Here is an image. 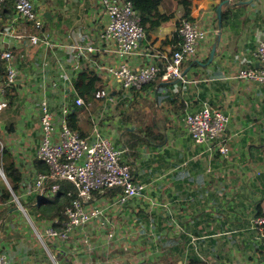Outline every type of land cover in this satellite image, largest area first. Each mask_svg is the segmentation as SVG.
<instances>
[{"label":"crops","instance_id":"crops-1","mask_svg":"<svg viewBox=\"0 0 264 264\" xmlns=\"http://www.w3.org/2000/svg\"><path fill=\"white\" fill-rule=\"evenodd\" d=\"M223 1H193L192 23L209 36L185 62L184 81L158 79L154 91L147 86L135 92L124 89L107 69L139 70L169 57L175 43H182L179 0L164 2L161 12L171 21L126 56L103 39L108 23L103 0H35L50 45L30 42L31 35L42 32L16 20V0H6L0 16V88L6 90L0 100L8 103L0 112L2 167H13L23 185L48 173L38 157L40 103L46 99L58 132L63 120L70 128L74 121L77 129H71L81 136L98 133L111 140L125 152L134 182L146 186L141 197L125 203L114 202L119 189L92 194L88 204L106 210L107 228L94 222L66 238L50 237L51 229L63 231L60 217L49 219L37 209L55 195L36 190L25 196L21 187L17 197L23 209L0 200V252L10 264H264V233L253 222L264 214V86L237 78L242 69L262 68L257 49L264 41V0H229L223 6L226 21L208 64L218 32L216 10ZM89 43L96 48L93 54L66 49ZM4 49L14 53L12 87H5ZM85 72L100 80L87 101L75 86ZM105 89L109 97L96 98ZM139 94L151 97L153 106H133L140 105ZM78 99L84 104L79 106ZM205 106L230 118L217 144H196L182 123L185 115ZM222 145L228 155L220 153ZM4 176L0 198L12 184Z\"/></svg>","mask_w":264,"mask_h":264},{"label":"built area","instance_id":"built-area-1","mask_svg":"<svg viewBox=\"0 0 264 264\" xmlns=\"http://www.w3.org/2000/svg\"><path fill=\"white\" fill-rule=\"evenodd\" d=\"M6 0H0V16L4 11ZM106 9L108 23L103 39L113 42L116 52L121 56L134 53L145 38L141 19L134 11L132 4L117 3L114 0H103ZM15 19H23L26 23L42 32V36L31 35L30 42L33 45L47 43L50 45L49 36L44 34V23L38 15L35 0H16ZM182 45L179 51H175L165 57L159 64H151L148 67L132 70L126 65L108 68V73L118 81L126 90L140 91L144 86L153 82L158 74L163 71L161 80L165 82L179 80L184 81L183 72L185 62L197 53L198 46L208 39V32L199 28L190 21L184 20L180 28ZM17 38L21 39L22 36ZM71 54L84 52L93 54L96 48L93 43L74 44L66 48ZM258 58L262 64L260 70L242 69L237 78L247 82L258 83L264 86V41L259 43ZM5 63L6 79L5 87L15 85L17 71L14 67V53L11 49H4L1 55ZM5 88H0V97L5 95ZM108 90L97 92L96 98H108ZM79 106L84 104L82 99L77 100ZM8 106L5 100H0V112ZM41 110V142L38 149V157L48 167L47 174H39L31 185L24 184L25 196H31L36 190L48 191L55 194L59 189L58 181H66L73 185L76 198L70 207L64 212V219L58 220L63 231L49 230L48 235L53 238H66L73 230L83 229L94 222L107 228L109 222L105 217V209L88 204L95 191L105 192L119 189L120 193L115 198V203L139 198L146 190L143 184L134 182L132 169L124 161V151L116 147L111 140L96 133L91 138L82 137L73 131L66 120L61 122L58 132L54 114L50 110L49 103L43 99L40 103ZM230 118L219 110L205 106L200 111L187 114L183 117V125L191 134L198 145L217 144L223 137ZM58 136V140L54 138ZM222 155H228L229 149L222 145L219 148ZM3 177L4 174L0 169ZM14 202L21 204L19 198L14 195ZM254 225L264 233V214L257 217ZM75 230V231H76ZM110 238L113 234L110 233ZM0 264H10L7 257L0 252Z\"/></svg>","mask_w":264,"mask_h":264},{"label":"trees","instance_id":"trees-1","mask_svg":"<svg viewBox=\"0 0 264 264\" xmlns=\"http://www.w3.org/2000/svg\"><path fill=\"white\" fill-rule=\"evenodd\" d=\"M128 1L132 4L134 11L141 19L140 24L144 29L145 36L146 35L149 36L152 32L156 31L163 25L169 23L172 19V17L167 13L161 12V7L166 0H128ZM193 1L194 0H179V4L182 5L185 13L183 18L180 20V22H178L177 31H179V29L181 28L184 20L192 22V18L190 17V14L193 6ZM225 19H226V14L222 13V22L225 23L226 21ZM177 38H178V33H175L173 42H176ZM175 44H177L178 47L175 48L173 52L179 51L182 45L180 42ZM162 75H163V71H161L158 74L157 78L153 82H155L158 79L161 80ZM99 82L100 80L97 76L93 75L92 73L85 72L79 76L78 80L75 83V86L78 90V93L82 97H85L87 101L89 98L93 97V94L100 87ZM153 82L143 87V90L147 86H149L154 91L156 84H154ZM70 122H71L70 124L71 128L77 129L75 122L74 121H70ZM0 169L2 170L3 174L5 173L8 180L12 182L9 190L3 191L0 200L3 202L5 201L14 202V195L19 196V192H20L19 190H21V187L24 188L22 182L23 179H21L20 177L21 175L18 174L16 170L11 166L2 167L0 162ZM61 183L63 184H60L57 192L55 194H52L55 195V197L53 199L46 198L42 200L43 205L37 207L38 212L40 213L41 216L43 215L49 219L59 218V217L60 220L64 219L63 212L67 207H70L72 205L73 201L76 198V192L72 188L73 185L71 186L67 184L66 181H62ZM110 191H115V190H110ZM98 192L99 191H95L94 193H98ZM190 264H194V263L191 262Z\"/></svg>","mask_w":264,"mask_h":264},{"label":"water","instance_id":"water-1","mask_svg":"<svg viewBox=\"0 0 264 264\" xmlns=\"http://www.w3.org/2000/svg\"><path fill=\"white\" fill-rule=\"evenodd\" d=\"M230 4V1L229 0H225L224 2H222L216 12H217V20H218V32H217V35H216V38H215V41H214V44L212 46V51H211V54H210V58H209V61L207 62L208 64H210L213 60H214V57L216 55V51H217V47L220 43V40H221V36H222V9H223V6L224 5H228ZM48 16V15H46ZM184 76V74H183ZM179 81V80H177Z\"/></svg>","mask_w":264,"mask_h":264},{"label":"rangeland","instance_id":"rangeland-1","mask_svg":"<svg viewBox=\"0 0 264 264\" xmlns=\"http://www.w3.org/2000/svg\"><path fill=\"white\" fill-rule=\"evenodd\" d=\"M40 1V0H39ZM41 9H42V7L41 8H39V11H41ZM183 10H184V8H183ZM41 13V12H40ZM184 13H185V11H184ZM21 20H23V19H21ZM24 21V20H23ZM21 34H24V32H20ZM19 36V35H18ZM72 45H74V44H72ZM72 45H68L67 47H70V46H72ZM74 54V53H73ZM84 55H86V54H88V53H86V52H84L83 53ZM133 91H135V92H140V91H136V90H133ZM137 97H138V100L139 101H141V103H140V105H133V106H136V107H139V106H153V99L150 97V98H146V99H144V98H142V96L139 94V95H137ZM124 107V106H123ZM122 107V108H123ZM2 171V170H1ZM1 174V173H0ZM20 207L22 208V206L20 205ZM23 209V208H22Z\"/></svg>","mask_w":264,"mask_h":264}]
</instances>
